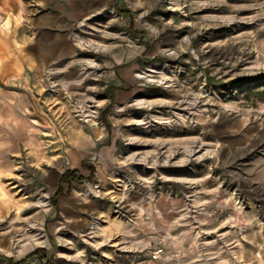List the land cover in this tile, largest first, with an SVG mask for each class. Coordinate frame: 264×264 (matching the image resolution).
Wrapping results in <instances>:
<instances>
[{"label": "rangeland", "instance_id": "374dc122", "mask_svg": "<svg viewBox=\"0 0 264 264\" xmlns=\"http://www.w3.org/2000/svg\"><path fill=\"white\" fill-rule=\"evenodd\" d=\"M171 2L0 0V264H264V0Z\"/></svg>", "mask_w": 264, "mask_h": 264}, {"label": "trees", "instance_id": "16d2710c", "mask_svg": "<svg viewBox=\"0 0 264 264\" xmlns=\"http://www.w3.org/2000/svg\"><path fill=\"white\" fill-rule=\"evenodd\" d=\"M84 180V177L79 175L78 170H67L66 172H64L61 176L60 179V183H59V187L56 193V196H60L63 194L65 187L67 185L72 184L73 182H81ZM54 206L56 208H59V202L57 200H55L54 202ZM41 251H44L43 249H37L35 252L29 254L25 259L20 260L19 262H15L13 258H9V257H3L5 259H7L8 261L11 262V264H24L25 262H27L29 259L33 258L34 256H36L37 254H39Z\"/></svg>", "mask_w": 264, "mask_h": 264}, {"label": "bare ground", "instance_id": "6f19581e", "mask_svg": "<svg viewBox=\"0 0 264 264\" xmlns=\"http://www.w3.org/2000/svg\"><path fill=\"white\" fill-rule=\"evenodd\" d=\"M172 2H171V4H173V1L174 0H171ZM63 46V43H59V42H56V44H53L52 45V50H50L51 51V53L52 54H55L57 51H59L60 49H61V47ZM74 52H73V50H72V54H73ZM103 54V52H96V53H94V55H96V56H98V57H100L101 55ZM56 62V61H55ZM78 65L80 66V67H83V66H85L86 65V62H84V61H79V63L77 64V65H74L73 66V68H76V67H78ZM152 72H155L154 70H151ZM84 108V107H83ZM86 116V115H85ZM98 123L97 122H95L94 123V125H97ZM235 201H236V199H235ZM242 202L241 201H237L236 202V204L239 206V204H241ZM24 229H19V230H14L13 232L16 234V233H18V232H22ZM0 247L1 248H4V247H8L9 245H10V241H9V239H4V240H2V241H0Z\"/></svg>", "mask_w": 264, "mask_h": 264}, {"label": "crops", "instance_id": "0c3cea01", "mask_svg": "<svg viewBox=\"0 0 264 264\" xmlns=\"http://www.w3.org/2000/svg\"><path fill=\"white\" fill-rule=\"evenodd\" d=\"M72 170V169H71ZM66 188V187H65Z\"/></svg>", "mask_w": 264, "mask_h": 264}]
</instances>
